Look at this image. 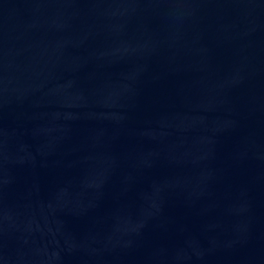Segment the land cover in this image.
<instances>
[{
	"label": "water",
	"instance_id": "obj_1",
	"mask_svg": "<svg viewBox=\"0 0 264 264\" xmlns=\"http://www.w3.org/2000/svg\"><path fill=\"white\" fill-rule=\"evenodd\" d=\"M0 264H264V0H0Z\"/></svg>",
	"mask_w": 264,
	"mask_h": 264
}]
</instances>
